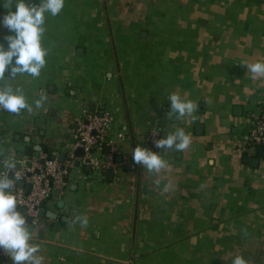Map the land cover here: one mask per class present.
<instances>
[{
	"label": "crops",
	"instance_id": "1",
	"mask_svg": "<svg viewBox=\"0 0 264 264\" xmlns=\"http://www.w3.org/2000/svg\"><path fill=\"white\" fill-rule=\"evenodd\" d=\"M44 28L39 77L0 79L31 106L0 108V172L18 154L22 168L74 157L63 190L27 224L42 264H264V148L247 149L264 78L246 67L264 61V0H65ZM8 34L0 26L5 48ZM173 93L197 106L190 116L169 114ZM84 107L111 120V144L86 161L75 129ZM177 129L190 137L184 150L150 145L153 130ZM136 146L167 166L135 163Z\"/></svg>",
	"mask_w": 264,
	"mask_h": 264
},
{
	"label": "clouds",
	"instance_id": "2",
	"mask_svg": "<svg viewBox=\"0 0 264 264\" xmlns=\"http://www.w3.org/2000/svg\"><path fill=\"white\" fill-rule=\"evenodd\" d=\"M65 4V0H39V3H26V0H0V8L6 9L0 15V26L8 29L5 36L7 47L0 44V79L15 78L18 74H28L39 77L41 69L46 64L47 50L42 46V35L45 31L46 14L58 15ZM252 79L264 78V61L247 64ZM9 75L6 76L5 72ZM45 97L34 101L40 107ZM170 112L177 118L191 115L196 105L191 100L181 99L173 93L169 96ZM25 96L19 88L13 90L9 86L0 88V108L7 112L19 114L23 109H30ZM156 147L184 150L190 144V137L183 129H177L173 134L155 140ZM135 163L141 164L149 172L159 171L166 167L157 152L136 146L131 152ZM9 170L16 168L12 161L5 160ZM20 179L15 175V181ZM8 172L0 173V249L7 251L12 264H42L43 257L39 253V245L31 243L32 234L29 231L27 217L19 210L16 195L10 191L16 183ZM87 224V220L81 221ZM3 264V262H0ZM231 264H247V260L237 255L232 258Z\"/></svg>",
	"mask_w": 264,
	"mask_h": 264
},
{
	"label": "built area",
	"instance_id": "3",
	"mask_svg": "<svg viewBox=\"0 0 264 264\" xmlns=\"http://www.w3.org/2000/svg\"><path fill=\"white\" fill-rule=\"evenodd\" d=\"M76 119L75 129L78 134L77 145L84 151L86 161L92 152L102 151L105 146L111 144L109 140V129L111 120L108 117L97 116L83 108ZM161 139L158 131L153 130L149 135L150 145L157 150L155 140ZM255 147L264 148V113L251 123L248 131V150ZM160 148V147H159ZM74 157L69 155L65 163H59L55 157L43 158L38 156L33 158L28 166L22 168L15 175H19L22 184L27 189L24 190L17 185L12 191L17 198L18 207L24 209V215L31 218V222L36 221L42 203L47 200L52 191L61 192L64 188V178L69 168L73 166ZM13 172L8 168L0 173ZM8 255L5 250L0 249V260H7Z\"/></svg>",
	"mask_w": 264,
	"mask_h": 264
},
{
	"label": "water",
	"instance_id": "4",
	"mask_svg": "<svg viewBox=\"0 0 264 264\" xmlns=\"http://www.w3.org/2000/svg\"><path fill=\"white\" fill-rule=\"evenodd\" d=\"M85 106H89V108H90V111L92 112L93 111V106L92 105H88V104H85ZM33 151H37V152H39L40 151V147L39 146H37V147H34L33 149H32ZM262 150H263V148H259L258 149V152L259 153H261L262 152ZM31 149H28V150H26V152H25V156H27V157H29L30 155H31ZM77 155H81V153H80V151L79 152H77ZM82 156V155H81ZM21 157H22V154H18L17 155V157H16V160L18 161L17 163H16V168L15 169H13V172H9L8 173V176L10 177V178H13L14 177V172H18L20 169H21V164H20V160H21ZM64 160V154H60L59 155V161L60 162H62ZM88 162V161H87ZM253 165H254V162L252 163ZM75 166H78V163H76L75 164ZM112 170H107L106 171V176L108 177V178H110V176L112 175ZM17 185L18 186H21L22 185V183H21V181H17ZM54 196H57V192L56 191H53V193H52ZM44 205V202L42 203V206ZM19 210L24 214V212H25V210L24 209H20L19 208ZM44 213V211L41 209L40 210V213L38 214V216H40V215H42ZM26 216V215H25ZM27 217V221H28V224H30L31 223V218L30 217H28V216H26ZM7 252V251H6Z\"/></svg>",
	"mask_w": 264,
	"mask_h": 264
}]
</instances>
